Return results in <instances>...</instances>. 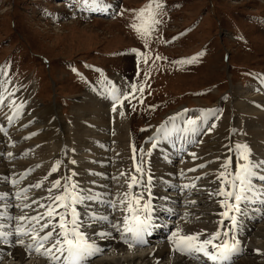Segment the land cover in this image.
Returning a JSON list of instances; mask_svg holds the SVG:
<instances>
[{"label": "snow or ice", "instance_id": "1", "mask_svg": "<svg viewBox=\"0 0 264 264\" xmlns=\"http://www.w3.org/2000/svg\"><path fill=\"white\" fill-rule=\"evenodd\" d=\"M89 3L101 12H107L112 7L110 0H78L81 8L87 7ZM71 6L75 8L77 5ZM166 8V0H147L139 8L124 9L121 6L115 13L121 17L124 16L125 11L129 13V22L126 26L143 43L146 51H141L137 47L128 51L136 57L138 74L139 65L143 61L145 79L151 74L150 59L154 61L166 59L159 54L153 56L150 48L154 34L160 39L159 25L167 14ZM238 38L244 39L243 36ZM204 55L205 50L202 49L192 56L172 63L191 65L199 62V58ZM86 67L93 66L86 65ZM0 71L4 75L0 87L7 91L10 82L9 72L2 66ZM72 71L84 80L76 68H72ZM94 71L99 73L100 83L104 85L100 95L110 100L113 113L124 117L126 104L135 110L131 99H137L136 93L141 94L137 102L143 103L142 96L146 88L144 81L121 82L118 85L108 79L102 69L94 68ZM260 80L264 85V76H261ZM93 90L97 89L94 87ZM223 99H227V96ZM3 100L4 95L0 92V101ZM9 107L13 115L6 118L11 124L15 116L19 115L23 105L10 103ZM222 111L223 109L219 108H202L198 116L195 118L187 116L182 119V125H178L175 122L177 118H182L189 112L188 109H182L181 112L169 117L168 123L157 126L140 145L131 142L129 144L131 155L128 158L130 166L126 167L121 162L116 174L108 177L111 183L100 186L103 188L102 191L93 187L97 184L96 180L88 181L85 186L75 179L78 173L74 168L67 167L77 164V161L71 157L67 161L56 160L50 165V170L34 183H22L31 169H25L19 175L13 172L11 176L3 177L15 190L11 193V199L9 192H0V243L20 246L26 254L35 252L42 255L47 264H89L90 258L101 252L96 242L98 239L119 238L129 249L146 245V237L151 235L156 227L163 226L156 223L158 213L154 201L159 198L153 190L158 182L171 186L163 177L154 175L149 160L153 150L160 148L161 142H171V146L176 148L177 137L180 141L188 142V137L191 136L192 142H195L202 126L209 123V117L214 119L207 130L211 132L216 128V121L220 120V115L217 113ZM141 131H146V128ZM235 131L236 129H231V132ZM0 132L5 136L8 135L3 127H0ZM145 144L148 145L147 148ZM221 148L227 155L216 156L212 161L206 162L217 165L210 171H200L194 176H187L186 172L196 173L197 169L206 167V163H199L192 168H181L174 174L180 180L176 189L183 197L185 210L182 214L167 206L170 197H163L162 211L178 217L177 223L170 228V234L167 236L170 251L190 258L197 264L201 258H206L212 264H231L233 256L241 250L242 242L238 237L242 217L253 202L259 201L264 204V158L254 159L251 148L246 142H234L231 145L226 143L222 144ZM72 151L74 152L75 149ZM184 151L182 146L178 149L179 153ZM6 155L11 158L13 153L9 151ZM114 155L118 159L121 156L120 153ZM189 155L192 159H197L195 152H190ZM62 168L66 169V173L61 172ZM54 173L55 177L52 175ZM91 174L103 175L95 172ZM209 176L212 178L210 181ZM201 180L205 181L204 185L199 183ZM212 184L216 187H208ZM202 188L207 190L209 200L219 206L220 211L215 213L218 217L215 221L216 226L213 230L202 228L197 231H186L184 224L191 223L193 219H200L199 216L194 217L188 209L197 203L191 199L192 193ZM33 190H40V193ZM105 207L108 211L103 210ZM12 209H15V212H12ZM256 251L259 252V249Z\"/></svg>", "mask_w": 264, "mask_h": 264}, {"label": "rangeland", "instance_id": "2", "mask_svg": "<svg viewBox=\"0 0 264 264\" xmlns=\"http://www.w3.org/2000/svg\"><path fill=\"white\" fill-rule=\"evenodd\" d=\"M146 2L110 0L114 14L105 19L100 17L105 12L91 3L81 8L78 0H0V66L9 72V88L13 83L22 84L19 96L23 97L36 84L28 104L44 109L56 103L71 126L69 116L74 106L100 82L94 68L102 69L117 83L119 75L129 82L144 81L143 103L137 102L141 94L136 93L137 99L130 98L135 110L125 105L137 145L150 135L153 126L181 109L193 112L220 104L222 116L232 114L234 96L235 107L240 108L243 99L251 100L258 94L261 82L254 88L249 86L264 73V0H166L160 39L154 34L150 45L153 56L166 59L149 60L151 74L147 79L143 61L138 74L136 57L128 51L133 47L146 51L126 26L129 13L115 15L121 6L135 9ZM173 37L177 40L170 47ZM202 49L205 55L199 62L172 63ZM0 81H4L2 71ZM241 87L246 90L236 93ZM239 126L243 131L244 121ZM233 142H242V136L236 135Z\"/></svg>", "mask_w": 264, "mask_h": 264}, {"label": "bare ground", "instance_id": "3", "mask_svg": "<svg viewBox=\"0 0 264 264\" xmlns=\"http://www.w3.org/2000/svg\"><path fill=\"white\" fill-rule=\"evenodd\" d=\"M261 76H264V73ZM261 76H258V82L253 84L254 86L249 87L254 88L259 84ZM116 80L118 83H115L118 85L121 82H128L120 75ZM13 85L15 87H12ZM21 85L13 83L7 91L0 87V92L4 95V100L0 101V127L9 129L7 136H2L0 132V192L7 191L11 197V193L15 190L3 177L11 176L13 172L19 175L25 169H31L32 171L22 183H34L45 175L50 170V165L58 159L64 161H67L69 157L75 159L76 165H67L78 173L75 179L85 186L88 181L96 180L97 184L93 187L100 191L103 190L100 186L111 183L108 177L116 174V169L121 162L126 167L130 166L129 144L133 142L131 121L125 107L124 117L111 111L110 100L100 95L103 84L98 82L93 85L74 106L73 114L69 116L71 126L66 123L56 103H50L44 109L28 104L38 87L36 84L31 86L23 97L19 96ZM94 87L96 91L93 90ZM251 88L247 91H252ZM257 88L258 94L251 97V100L243 99L240 108L235 107L236 97L234 96L232 114L220 115V120L216 121V128L211 132L207 129L211 126L214 117H209V123L202 126L195 142H192L191 136L188 137V142L180 141L177 137L176 148L171 146V142H161V147L153 150L149 160L154 175L163 177L171 185L158 182L153 190L159 198L154 201L158 213L156 223L163 226L156 227L151 235L146 237V245L135 246L132 249H129L119 238L98 239L96 242L101 252L91 257L89 264H157V261L158 264H197L190 258L170 251L167 236L170 234V228L177 223L178 217L162 211L163 197H170L167 206L182 214L185 210L183 197L176 189L180 180L174 174L181 168H192L199 163L212 161L216 156L227 155L221 145L226 143L231 145L236 135L242 136V142L249 145L254 159L264 158V85L260 83ZM237 90L235 92L239 93V90L245 91L246 88L241 87ZM11 102L22 104L23 107L19 112L20 115L15 116L10 125L6 117L13 115L9 107ZM214 106L211 108L221 109L220 104H217V107ZM24 110H26L25 113ZM198 115L199 110L186 113L182 118H177L175 122L187 116L195 118ZM243 121L245 128L241 131L239 123ZM156 127L157 125L152 128V132ZM231 129H236V131L233 133ZM10 138L11 141L20 139L23 144L10 148ZM181 146L185 149L183 153L178 152ZM25 148L26 150H21ZM72 149L75 151L73 152ZM9 151L13 153L11 158L6 155ZM18 151L27 152V155L20 154ZM190 152H195L197 159H192ZM114 153H120V158L118 159ZM233 160L235 162L234 155ZM37 165L40 166L37 167ZM216 166L215 163H206L204 169H197L196 173L186 172V175L194 176L200 171H210ZM61 172L66 173V169L62 168ZM93 172L103 173V175L94 176L91 174ZM52 175L56 176L55 173ZM211 179L209 176L208 180ZM256 182L259 184L258 180ZM199 183L204 185L205 181L201 180ZM208 187L215 188L216 185L212 184ZM33 191L40 193V190ZM191 199L197 203L190 206L188 211L194 217L199 216L200 219H193L191 223L184 224L185 230L197 231L202 228L213 230L216 226L215 221L218 219L215 213L220 211L218 204L209 200L207 190L204 188L194 191ZM103 210L108 211L106 207ZM169 217V221H166ZM157 231L158 234H156ZM89 233L91 234V230ZM238 238L242 242L239 256H243L238 257L234 264H264V204L255 201L249 206L247 213L241 219ZM257 249L259 252L256 251ZM206 261L201 258L199 264H206ZM0 264H47V261L42 255L35 252L26 254L20 246H13Z\"/></svg>", "mask_w": 264, "mask_h": 264}]
</instances>
